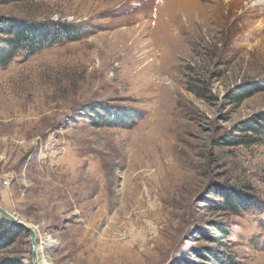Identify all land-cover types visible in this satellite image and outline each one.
<instances>
[{"label":"rangeland","instance_id":"374dc122","mask_svg":"<svg viewBox=\"0 0 264 264\" xmlns=\"http://www.w3.org/2000/svg\"><path fill=\"white\" fill-rule=\"evenodd\" d=\"M2 1L0 18L77 38L0 69V207L25 229L0 262L32 264L29 227L39 264H208L211 250L264 264V139L238 130L264 113V56L239 22L212 0ZM100 105L141 117L96 126L82 108ZM225 188L260 206L220 209Z\"/></svg>","mask_w":264,"mask_h":264},{"label":"trees","instance_id":"16d2710c","mask_svg":"<svg viewBox=\"0 0 264 264\" xmlns=\"http://www.w3.org/2000/svg\"><path fill=\"white\" fill-rule=\"evenodd\" d=\"M19 0H5L2 2H13ZM77 30L74 26L62 22L37 23L22 21L16 18H0V69L6 68L17 55L31 56L47 49L55 44L76 40ZM199 89H194L195 94L202 96ZM241 87L237 92H230L227 98L235 102H241L251 93L243 91ZM83 116H93V124L104 127L131 128V126L141 117L139 111L126 107L115 108L106 105L84 107ZM240 132H251L264 139V113L256 115L252 119L241 123ZM246 139L244 136L237 137V145L255 143L262 140ZM218 205L220 209H227L238 214L241 210L248 212L259 207L258 199L255 195L244 190L223 189L218 193ZM218 228H221L218 226ZM222 232L225 230L220 229ZM25 232L20 225L5 223L0 220V250L10 247L16 239ZM227 235L226 237H229ZM235 256L230 251L211 250L205 257L208 264H238L234 260ZM0 264H19L16 260L5 259Z\"/></svg>","mask_w":264,"mask_h":264},{"label":"bare ground","instance_id":"6f19581e","mask_svg":"<svg viewBox=\"0 0 264 264\" xmlns=\"http://www.w3.org/2000/svg\"><path fill=\"white\" fill-rule=\"evenodd\" d=\"M210 6L213 7L210 9L215 10V11H218V10L220 11L221 15L219 18H221L223 20H226V18H231L233 20V22H236V21L239 22L240 26H239V30H238V36L242 42L245 43V41H247L246 43H249V42L254 40V44L250 45L249 49L247 48L248 53L254 54L256 57H259V55L264 56V38L262 37L259 39V36H261V33H262V31H260V30L262 28L261 26H263V24H264V19L258 20L256 25L253 24L254 26H250V24H251L250 21L252 18H255L256 16H263L264 15V0H212V1H210ZM193 13H194L193 15L198 14L196 12V9H195V12H193ZM204 16L206 17V20H207V15H204ZM199 17H200V19L203 18L199 22L204 21L205 17L198 16L196 18H199ZM214 20H217V18H215ZM226 22L228 24V20L225 21L224 23H226ZM180 28H182V27H180ZM193 36H195V35L193 34ZM248 56H249V59H250V57H252V56H250V54ZM253 59H254V57H253ZM249 63H251V62H249ZM252 63H254V62H252ZM96 191H97V189H96ZM101 264H103V263H101Z\"/></svg>","mask_w":264,"mask_h":264},{"label":"water","instance_id":"95a60500","mask_svg":"<svg viewBox=\"0 0 264 264\" xmlns=\"http://www.w3.org/2000/svg\"><path fill=\"white\" fill-rule=\"evenodd\" d=\"M0 217L2 219H5L7 222H13L15 225H20V223H18L16 218H14L12 215L4 211L1 207H0ZM26 231L29 233V237H30L32 264H39L37 258L36 244H35V239H36L35 232L33 231V229L29 227H26Z\"/></svg>","mask_w":264,"mask_h":264},{"label":"built area","instance_id":"2783aa9c","mask_svg":"<svg viewBox=\"0 0 264 264\" xmlns=\"http://www.w3.org/2000/svg\"><path fill=\"white\" fill-rule=\"evenodd\" d=\"M5 185L7 184V183H4Z\"/></svg>","mask_w":264,"mask_h":264}]
</instances>
